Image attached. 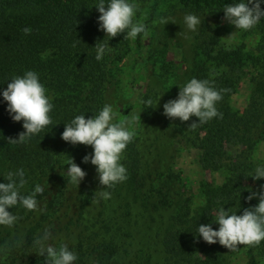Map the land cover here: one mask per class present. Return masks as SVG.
<instances>
[{
	"label": "trees",
	"instance_id": "1",
	"mask_svg": "<svg viewBox=\"0 0 264 264\" xmlns=\"http://www.w3.org/2000/svg\"><path fill=\"white\" fill-rule=\"evenodd\" d=\"M129 2L151 4L147 26L163 4L172 12L200 19L188 70L191 79H207L217 90H230L216 105L223 119L213 118L194 130L188 129L192 122L198 123L195 116L187 122L178 118L167 121L172 145L196 147L203 168L223 171L225 180L218 185L203 183L205 201L196 205L192 197L180 192L179 172L172 167L160 172L157 167H148L151 161L147 153L158 142L156 137L148 144L145 138L155 99L159 101L163 94L167 103L179 93L174 87L178 85L164 78L162 91L146 96L145 125L135 131L134 141L123 154L121 163L128 179L113 189H104L111 193L107 200L94 195L100 185L96 167L83 163L88 155L86 146H73L61 134L75 116L91 118L106 104L129 48L126 33L103 41L106 34L99 30L100 13L95 7L99 0H0V183L7 182L9 171L23 168L27 180L21 190L24 195L31 194L37 184L44 188L36 197L43 211H28L22 206L8 209L20 219L13 227L0 225V264H46V257L39 256L38 247L33 245L45 229L51 232L49 244L59 248L66 243L77 254L74 264H232L229 249L198 237V226L212 223L213 229L219 230L213 221L221 207L242 215L245 208L259 203L258 199L249 202L247 197L260 190L264 178L257 181L246 175L264 166V159L254 155L264 140V18L246 31L259 34L255 52H248L245 45H224L221 37L224 6L242 0ZM207 15L214 22H209ZM25 27L32 29L30 35L22 32ZM137 40L141 44V34ZM99 41L109 44V49L98 61L94 47ZM248 64L255 69L251 75L254 89L246 107L236 109L228 99ZM30 70L38 73L54 104L53 124L26 143L9 144L8 137L18 139L25 129L23 121L12 120L2 93L13 77ZM161 143L170 146L164 139ZM71 158L86 177L90 176L79 188L67 180ZM249 249L264 257V241Z\"/></svg>",
	"mask_w": 264,
	"mask_h": 264
},
{
	"label": "clouds",
	"instance_id": "2",
	"mask_svg": "<svg viewBox=\"0 0 264 264\" xmlns=\"http://www.w3.org/2000/svg\"><path fill=\"white\" fill-rule=\"evenodd\" d=\"M261 3L262 0H246V2L242 0L232 5H225L222 19L235 26L237 31H250L264 18ZM95 7L100 13L99 30L106 34L103 41H110L124 33H126L124 40L135 41L140 34L144 38L149 37L150 30L147 25L135 20L138 11L137 4L130 3L129 0H108L107 3L105 0H99ZM170 19L161 17L153 23L166 25ZM171 22L175 23V21ZM184 24L188 30L195 32L201 25V21L196 15L187 14L184 17ZM22 32L30 35L32 29L25 27ZM236 32L227 38L230 39ZM103 41L97 42L94 47L96 49L95 58L98 61L109 49V44ZM179 89L178 98L169 100L163 105V114L168 119L178 118L181 122H187L191 117H197L198 123L192 122L188 130H194L213 118L223 119V113L218 111L216 105L222 101L223 93L230 90H217L209 80L197 78H192L185 85L179 86ZM2 95L4 101L7 102V111L12 120L14 122L23 121L25 129L18 134V139L8 137L9 144L26 143L53 124L51 113L54 104L35 71L30 70L22 76L13 77ZM146 103L151 107V100ZM138 122L135 115L130 118H120L111 105L105 104L97 115L87 119L84 115H77L65 124V130L61 134L65 142L73 146L83 144L94 149L93 153L83 157V163L90 162L96 167L100 190L94 195L107 200L111 193L104 189H113L128 179L127 169L121 160L127 146L134 141L136 133L132 126ZM67 165H69L66 171L68 183L77 185L79 188L87 173L75 163L73 158ZM247 177H252L257 181L264 178V166H257L254 173L250 176L246 175ZM5 180L6 183H0V225L13 227L20 219L18 215L8 211L12 207L22 206L28 211H43L36 199L37 194H43L44 188L41 185L37 184L29 195H24L21 191L27 184L23 168L14 172L9 171ZM253 199L259 200L258 205L245 208L242 215L232 213L230 209L226 211L224 207H221L213 221L219 224V230H214L212 223L200 224L197 236L202 237L209 244L218 242L230 252L239 251L240 245L248 248L260 246L264 241V185H260L258 191H251L247 200L250 202ZM50 239L51 232L45 229L41 237L33 240V245L38 247L39 256L46 257V264H74L77 261V254L69 250L66 243L57 248L48 243Z\"/></svg>",
	"mask_w": 264,
	"mask_h": 264
},
{
	"label": "rangeland",
	"instance_id": "3",
	"mask_svg": "<svg viewBox=\"0 0 264 264\" xmlns=\"http://www.w3.org/2000/svg\"><path fill=\"white\" fill-rule=\"evenodd\" d=\"M138 5L135 20L145 21L149 18L151 4L135 3ZM155 18L148 22L150 35L144 38L141 34V44L137 38L135 41L129 40V48L126 56L120 63L119 69L115 74L114 86L107 97L106 104L111 105L118 112L120 118H130L135 115L138 123L133 125L134 131L143 129L145 123V101L146 96H153L158 91H162L164 78L175 82L174 86L185 85L191 80L188 65L191 62V49L198 33L199 26L195 32L186 28L184 24L185 14L172 12L166 4H163L153 13ZM161 17L171 18L166 25L156 23ZM224 17V15H223ZM222 17V18H223ZM209 22H214L210 16H206ZM171 21H175L172 23ZM221 37L222 43L226 46L238 47L245 45L248 52H255V47L259 41L258 33H248L246 31H237L235 26L228 24L221 19ZM237 31V32H236ZM233 32H236L230 39ZM190 38H185V37ZM255 72L254 67L248 64L244 67L243 74L239 78L236 90L230 95L228 101L236 109L243 110L254 89L251 83V75ZM180 90V89H179ZM154 103L153 117L147 121L146 141L150 144L151 139L158 137V142L151 148L148 159L151 163L148 167L154 169L157 167L159 172L166 170V167H172L180 173V192L185 196L192 197L196 205L204 203V196L201 192L203 183L213 185L222 184L225 180V174L221 170L205 169L200 163V151L190 145H177L174 147L170 140L171 128L168 124V118L163 114L165 104L164 98ZM168 142L169 147L163 145L161 141ZM160 142V143H159ZM87 154L93 153L91 146H86ZM255 157L264 159V140H260L255 152ZM156 169V170H157ZM149 173V170H147ZM154 180L157 182V173ZM90 178L85 177L81 182L85 184ZM151 179L150 176H148ZM179 179V178H178ZM144 231V229H142ZM239 251L230 252L228 257L232 264H264V257L260 256L256 249H249L239 246Z\"/></svg>",
	"mask_w": 264,
	"mask_h": 264
}]
</instances>
